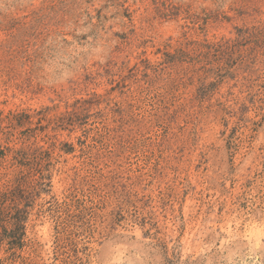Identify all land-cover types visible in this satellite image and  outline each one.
<instances>
[{"label": "rangeland", "instance_id": "374dc122", "mask_svg": "<svg viewBox=\"0 0 264 264\" xmlns=\"http://www.w3.org/2000/svg\"><path fill=\"white\" fill-rule=\"evenodd\" d=\"M19 170L0 264H264V0H0V186Z\"/></svg>", "mask_w": 264, "mask_h": 264}, {"label": "trees", "instance_id": "16d2710c", "mask_svg": "<svg viewBox=\"0 0 264 264\" xmlns=\"http://www.w3.org/2000/svg\"><path fill=\"white\" fill-rule=\"evenodd\" d=\"M240 34V36H242ZM88 101L76 102L72 109L67 112L70 118L77 117V112L88 110ZM39 148L30 147L27 150L15 151L14 160L20 166L22 160L27 161V165L36 164L39 154ZM34 176L19 170L13 179L0 186V241L2 233L6 232L9 238L20 240L25 231V224L28 220L30 207L32 206L33 190L36 186ZM33 189V190H32Z\"/></svg>", "mask_w": 264, "mask_h": 264}]
</instances>
